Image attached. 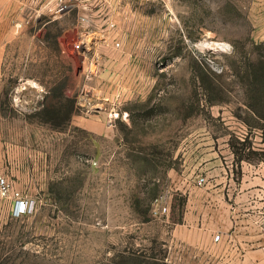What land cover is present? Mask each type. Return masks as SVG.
<instances>
[{
    "label": "rangeland",
    "instance_id": "obj_1",
    "mask_svg": "<svg viewBox=\"0 0 264 264\" xmlns=\"http://www.w3.org/2000/svg\"><path fill=\"white\" fill-rule=\"evenodd\" d=\"M57 1L0 0V172L34 200L0 264H264V0Z\"/></svg>",
    "mask_w": 264,
    "mask_h": 264
},
{
    "label": "built area",
    "instance_id": "obj_2",
    "mask_svg": "<svg viewBox=\"0 0 264 264\" xmlns=\"http://www.w3.org/2000/svg\"><path fill=\"white\" fill-rule=\"evenodd\" d=\"M71 8L64 0H58L56 3V12L62 13ZM89 42L86 40L80 41L76 45V51L82 54L90 52ZM10 203V216L18 219L30 214L33 210L34 200L22 190L17 189L13 182L4 174L0 172V203ZM219 235L216 236L218 240Z\"/></svg>",
    "mask_w": 264,
    "mask_h": 264
},
{
    "label": "crops",
    "instance_id": "obj_3",
    "mask_svg": "<svg viewBox=\"0 0 264 264\" xmlns=\"http://www.w3.org/2000/svg\"><path fill=\"white\" fill-rule=\"evenodd\" d=\"M10 30L9 23V8L8 5L2 2L0 6V76L2 74V63H3V54H4V46L8 40L4 39V34L8 36ZM4 44V45H3ZM213 222L216 223L215 231L217 235L224 236L225 233L232 232V218H211Z\"/></svg>",
    "mask_w": 264,
    "mask_h": 264
},
{
    "label": "trees",
    "instance_id": "obj_4",
    "mask_svg": "<svg viewBox=\"0 0 264 264\" xmlns=\"http://www.w3.org/2000/svg\"><path fill=\"white\" fill-rule=\"evenodd\" d=\"M63 97H64L66 100H68V101H69V98L65 97L64 95H63Z\"/></svg>",
    "mask_w": 264,
    "mask_h": 264
}]
</instances>
